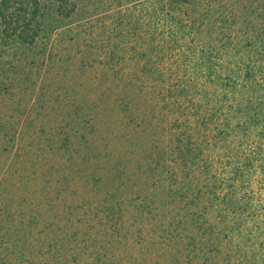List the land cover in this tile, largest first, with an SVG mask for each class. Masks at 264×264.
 I'll return each instance as SVG.
<instances>
[{"label": "trees", "instance_id": "trees-1", "mask_svg": "<svg viewBox=\"0 0 264 264\" xmlns=\"http://www.w3.org/2000/svg\"><path fill=\"white\" fill-rule=\"evenodd\" d=\"M77 40L84 51L69 46ZM96 52L117 90L91 87ZM59 87L64 152L85 106L106 122L133 117L155 134L142 152L150 165L127 161L93 119L96 138L112 142L98 181L146 185L156 168L183 179L192 225L227 241L243 264H264V0H0V264L9 262L3 250L18 255L16 240L37 223L27 191L43 197L38 203L67 205L63 174L74 162L55 143L51 166V157L23 152L21 171L11 167L33 101L43 92L51 105ZM34 161L31 171L25 164ZM84 207L68 205L64 217L70 223ZM61 245L48 248L47 261L73 264Z\"/></svg>", "mask_w": 264, "mask_h": 264}, {"label": "rangeland", "instance_id": "rangeland-1", "mask_svg": "<svg viewBox=\"0 0 264 264\" xmlns=\"http://www.w3.org/2000/svg\"><path fill=\"white\" fill-rule=\"evenodd\" d=\"M84 45V41L77 40L69 46L75 51H84ZM99 56L101 57L96 52L90 57L96 62L92 69L90 68L91 75L96 76L91 87L96 88L97 93L106 91L110 87L117 90L119 83L113 82L112 74L103 64H99ZM106 76L109 78L107 83L104 81ZM99 88L101 91L98 90ZM64 94V90L59 87L51 105L48 98L43 97V92H40L33 101L11 167L14 171L15 169L21 171L26 161L22 157L23 152L25 155L30 152L36 154L38 159L44 156L45 162L47 157H51L49 163L51 166L56 160L54 155L57 154H51L53 151L49 148L52 143L50 144L49 141L55 143V153L61 150L63 152L59 153L61 155L70 154L74 162L69 168L65 167L67 170L63 174L65 181L62 187L68 190L63 194V198H66L67 205L65 202L52 203L56 202L53 201L54 199L49 203L47 197L46 201L38 203L36 201L43 197L36 199L27 191L25 195L29 200L25 203L34 211L37 223L31 226V233L26 230L16 240L18 255L14 253L12 255L6 249L2 251L5 260L9 261L8 264H51L46 259L48 248L51 246L60 248L62 242L65 252L70 257L76 256L77 260L73 264L244 263L233 255L227 241L208 238L209 235L199 230L197 223L192 225L195 220L190 216L192 215L189 211L190 204L181 198L190 192L187 181L168 179V176L157 168L156 171L153 170L155 171L153 179L147 178L146 185L141 182L133 186L126 181L127 178L123 179L122 185L117 181L111 183H107L104 179L103 182L98 181L100 177L106 176L105 171L109 165L105 155L106 143L113 142L112 144L117 146L120 153L132 164L140 161L142 164L145 163L146 168L150 165L149 159L146 158L147 162L143 160L142 152L155 134L153 131L144 133L145 128H137L131 119L133 117L122 115L118 119L106 122L101 119L100 112L87 110L89 106H85L86 109L83 108L85 113L78 115L73 121L77 124V129H74L72 143L66 147L67 152H64L61 142L64 133L59 135V125L63 121L65 123L62 117L66 115L60 111V107H57ZM74 98L72 95L71 99L77 102ZM52 104L53 109H51ZM78 104L82 106L85 103ZM93 119L97 128L106 135L105 137L108 138L110 133L114 141L111 142L110 138L109 141L102 143L97 139L98 137L96 138L93 133L95 130L89 125L93 124ZM148 120L151 121L150 118ZM79 123H83L82 128ZM149 125V129L152 130V123ZM101 145L103 146L100 147ZM111 153L117 154L114 147ZM58 162L62 160L59 159ZM41 163L44 161L42 160ZM25 165L31 171L36 168L35 161ZM47 166L44 168L46 169ZM173 194L177 196L176 199L172 197ZM68 205L70 207L85 205L83 210L76 211L75 218L70 223L64 217ZM191 211H194L193 208ZM210 224L214 225L212 228L216 231L222 227L221 222L217 220L210 221ZM193 236L199 242L196 246L189 243V238ZM9 248L13 249L12 246ZM244 251L246 252L245 249ZM22 252L28 254L30 261L21 257Z\"/></svg>", "mask_w": 264, "mask_h": 264}]
</instances>
